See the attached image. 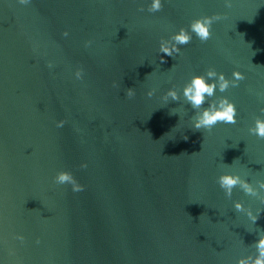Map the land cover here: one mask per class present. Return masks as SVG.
<instances>
[{"label": "water", "instance_id": "1", "mask_svg": "<svg viewBox=\"0 0 264 264\" xmlns=\"http://www.w3.org/2000/svg\"><path fill=\"white\" fill-rule=\"evenodd\" d=\"M151 3L0 0V264L264 260V0ZM213 15L209 40L161 53ZM210 70L244 79L193 108L184 89ZM222 99L236 123L195 131Z\"/></svg>", "mask_w": 264, "mask_h": 264}, {"label": "clouds", "instance_id": "2", "mask_svg": "<svg viewBox=\"0 0 264 264\" xmlns=\"http://www.w3.org/2000/svg\"><path fill=\"white\" fill-rule=\"evenodd\" d=\"M29 0H19L20 4H27ZM226 6H230L227 5ZM161 0H152L151 7L149 11L158 12L161 9ZM219 15L213 16H202L196 18L189 24L188 30L181 27L173 36L175 44L172 48L165 47L161 45L160 51L166 56L171 57L173 52H179L180 48L178 45L188 44L192 39V34L203 43L210 39L211 32L210 28L214 21L219 20ZM62 35L67 36L68 33L64 32ZM86 42V45L87 46ZM163 62V58L161 57ZM51 67V65H49ZM232 79H226L223 73L217 74L215 70H210L207 72L206 76L204 75H195L192 77L191 83L185 87L184 95L187 100L191 103L193 108H199L205 103L206 97H211L214 95L215 91L218 89L220 92L228 89L229 84L233 87L237 86L238 82L244 79V76L239 71L232 72ZM77 79H81V75L77 73ZM152 93L149 92L150 96ZM126 95L131 98L134 95L133 89H127ZM173 99H176L174 92L170 91L168 93ZM218 122L225 124H235L236 123V108L233 103L229 102L227 99H222L219 106H213L209 104L207 109H204L203 112L197 117L195 123L193 124V129L199 131L200 129L211 130ZM65 121L59 120L56 122V126L62 127ZM254 133L260 138H264V120H257ZM187 139V137H185ZM81 168L87 167L86 164H81ZM57 184H69L73 192L83 191V185L79 184L75 178L66 171H59L55 178ZM222 187L230 189L238 183V178L231 176H222L219 180ZM247 190V185H244ZM19 240H23L22 236L16 237ZM38 242V241H37ZM258 247L261 249V255L264 256V238L258 244ZM256 264H264V260L258 259Z\"/></svg>", "mask_w": 264, "mask_h": 264}]
</instances>
